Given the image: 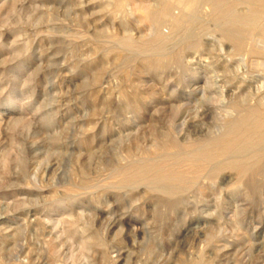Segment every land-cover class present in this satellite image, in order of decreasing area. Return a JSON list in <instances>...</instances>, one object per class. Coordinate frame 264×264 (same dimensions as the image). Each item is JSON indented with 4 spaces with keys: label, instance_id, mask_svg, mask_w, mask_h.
I'll list each match as a JSON object with an SVG mask.
<instances>
[{
    "label": "rangeland",
    "instance_id": "374dc122",
    "mask_svg": "<svg viewBox=\"0 0 264 264\" xmlns=\"http://www.w3.org/2000/svg\"><path fill=\"white\" fill-rule=\"evenodd\" d=\"M117 1L0 0V264H264V146L241 177L181 166L170 195L119 175L210 144L217 94L264 83V49L202 1L158 44Z\"/></svg>",
    "mask_w": 264,
    "mask_h": 264
},
{
    "label": "bare ground",
    "instance_id": "6f19581e",
    "mask_svg": "<svg viewBox=\"0 0 264 264\" xmlns=\"http://www.w3.org/2000/svg\"><path fill=\"white\" fill-rule=\"evenodd\" d=\"M129 1L118 0L116 4L122 7ZM137 1L138 10L143 11V17L151 22L154 41L158 44L165 43L181 23L185 22V11L192 10L199 1H202L208 6L210 15L220 21L222 34L229 42L239 44L240 35L246 31L255 47L264 49V24L260 23L264 0H241L246 5L241 12L233 7V2L239 0H152V4H148L145 10L143 3L146 0ZM33 2L41 3V0ZM38 5L35 4V11L39 10ZM163 24L168 25L164 26L167 28L166 32L162 30ZM217 96L213 102H216L214 127L217 134L211 139L210 144L206 142L199 148L177 152L172 157L160 154L145 158L133 164L131 169L120 170L121 180H146L160 193L170 195L186 181L185 176L177 171L184 165L202 169L212 163L214 172L233 170L239 177L244 176L249 165L255 163L259 157L255 148L264 146V83L233 86L221 90ZM173 106L170 108H174ZM171 145L178 147L179 141L173 140Z\"/></svg>",
    "mask_w": 264,
    "mask_h": 264
}]
</instances>
